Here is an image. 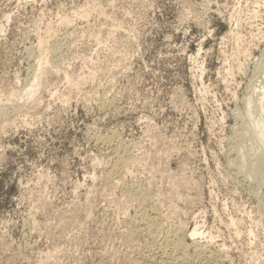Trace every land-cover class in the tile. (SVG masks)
Masks as SVG:
<instances>
[{
  "label": "rangeland",
  "instance_id": "obj_1",
  "mask_svg": "<svg viewBox=\"0 0 264 264\" xmlns=\"http://www.w3.org/2000/svg\"><path fill=\"white\" fill-rule=\"evenodd\" d=\"M263 52L264 0H0V264H162L129 227L141 208L199 228L186 242L213 253L192 264H264V185L234 146L245 100L264 104ZM42 54L52 85L13 104ZM121 180L150 182L149 203Z\"/></svg>",
  "mask_w": 264,
  "mask_h": 264
},
{
  "label": "bare ground",
  "instance_id": "obj_2",
  "mask_svg": "<svg viewBox=\"0 0 264 264\" xmlns=\"http://www.w3.org/2000/svg\"><path fill=\"white\" fill-rule=\"evenodd\" d=\"M94 5V4H93ZM97 5V4H96ZM98 6V5H97ZM93 8H95V6H92ZM90 8V7H89ZM88 9V8H87ZM87 9H86V11H87ZM98 9V8H97ZM99 10V9H98ZM103 10V9H102ZM88 11H89V9H88ZM96 11V10H95ZM104 11V10H103ZM78 12V11H77ZM81 12V11H80ZM79 12V13H80ZM92 12H94V11H92ZM86 13V12H85ZM85 13L83 12V14H82V16H85ZM87 13H89V12H87ZM97 13V12H96ZM75 14H76V12H75ZM90 14V13H89ZM102 14H103V12H102ZM99 15V14H98ZM81 16V15H80ZM100 16H101V14H100ZM103 16H105V15H103ZM76 17V16H75ZM79 17V16H78ZM77 17V18H78ZM80 18V17H79ZM87 18V17H86ZM106 19V18H105ZM68 21H69V19H67ZM84 20V19H83ZM90 20V19H89ZM87 21V20H86ZM66 22V21H65ZM64 22V23H65ZM71 22V21H70ZM66 24V23H65ZM67 26V25H66ZM113 31H114V29H112ZM50 31V30H49ZM48 31V32H49ZM52 31V30H51ZM51 33V32H50ZM111 33V32H110ZM112 34V33H111ZM50 35V34H49ZM48 35V36H49ZM54 36H55V34H54ZM51 38V37H50ZM107 39V38H106ZM104 40V39H103ZM102 40V41H103ZM41 41V40H40ZM105 41V40H104ZM43 43V41L41 42V44ZM40 44V43H39ZM44 46V45H43ZM38 47H40V46H38ZM41 47H42V45H41ZM53 50V49H52ZM46 51V50H45ZM49 53V52H48ZM264 53V52H263ZM53 54V53H52ZM49 55V54H48ZM53 56V55H52ZM47 57L48 56H46V54L44 55V54H42V58H41V63L39 64V65H41V66H39L40 67V70L35 74L34 73V79L32 80V82H30V84L25 88V89H23L21 92H19V93H17V94H15V95H13L11 98H8V99H10L11 101H12V103L14 104V102L16 103V102H18V99H19V96L21 97V98H23L24 96H32V95H34V94H36L37 93V91L38 90H40V88L41 87H43L44 85H47V83H49V82H47L48 80H49V78H48V80H47V77H46V75L47 74H49V73H47V71L49 70H47V65L49 64H47ZM52 59V58H51ZM261 59V58H260ZM259 59V60H260ZM38 60H40V59H38ZM262 60H264V57H263V59ZM50 61V60H49ZM125 61V60H124ZM126 62H127V60H126ZM258 62V61H257ZM260 62V61H259ZM125 63V62H124ZM119 64H120V62H119ZM126 64V63H125ZM258 64V63H257ZM122 65V64H121ZM124 65V64H123ZM264 65V64H263ZM36 66H37V64H36ZM56 66V65H55ZM49 68V67H48ZM52 68H54V66L52 67ZM59 68V67H58ZM261 68V67H260ZM52 70V69H51ZM54 70V69H53ZM56 70V69H55ZM50 71V70H49ZM52 72H54V71H52ZM57 72V71H56ZM59 72V71H58ZM61 72V71H60ZM31 73V72H30ZM47 73V74H46ZM54 74V73H53ZM62 74V73H61ZM63 74H64V72H63ZM33 75V74H32ZM59 75H60V73H59ZM52 76V75H51ZM58 76V75H57ZM66 76V75H65ZM92 76V75H91ZM53 77V76H52ZM82 77V76H81ZM87 77V76H86ZM90 77V76H89ZM93 77V76H92ZM32 78V77H31ZM58 78H59V76H58ZM51 79H53V78H51ZM70 78L68 77V80H69ZM74 79H75V77H74ZM76 79H78V78H76ZM79 79H80V77H79ZM82 79H84V78H82ZM91 79V78H90ZM89 79V80H90ZM27 80H29V79H27ZM60 80V79H59ZM73 80V79H72ZM71 80V81H72ZM51 81V80H50ZM80 81V80H79ZM78 81V82H79ZM84 81H85V79H84ZM87 81V80H86ZM94 81V80H93ZM70 82V81H69ZM78 82H75V83H78ZM92 82V81H91ZM74 83V82H73ZM73 83L71 82V84L73 85ZM74 83V84H75ZM79 83H81V82H79ZM28 83H26V85H27ZM82 84V83H81ZM254 84V83H253ZM252 84V85H253ZM262 84V83H261ZM52 85V84H51ZM50 85V83H49V86H51ZM72 85H69V86H72ZM108 85V84H107ZM106 85V86H107ZM111 84H109V86H110ZM255 86H257V85H255ZM24 87H25V85H24ZM45 87V86H44ZM77 87V86H76ZM75 87V88H76ZM83 87V86H82ZM23 88V87H22ZM49 88V87H48ZM47 88V89H48ZM51 88V87H50ZM107 88V87H106ZM253 88V87H252ZM258 88H260V87H258ZM20 89V88H19ZM46 89V90H47ZM52 89V88H51ZM50 89V90H51ZM71 89V88H70ZM21 90V89H20ZM81 90V89H80ZM83 90V89H82ZM81 90V91H82ZM256 90V89H255ZM261 90V89H260ZM259 90V91H260ZM14 91V90H13ZM76 91H77V89H76ZM104 91V90H103ZM248 91V90H247ZM252 91H254V89L252 90ZM80 92V91H79ZM107 92H109V91H107ZM107 92H105L106 94H107ZM250 92V91H249ZM46 93H47V91H46ZM77 93H78V91L76 92V95H77ZM80 93H82V92H80ZM98 93V92H97ZM96 93V94H97ZM248 93V92H247ZM262 93V92H261ZM10 94V93H9ZM37 94H39V93H37ZM40 94H42V93H40ZM54 94V93H53ZM85 94V93H84ZM88 94V93H87ZM253 94V93H252ZM260 94V93H259ZM56 95V94H55ZM99 95V94H98ZM10 96H11V94H10ZM39 96H41V95H39ZM51 96V95H50ZM53 96V95H52ZM89 96V95H88ZM91 96H92V94H91ZM96 96V95H95ZM94 96V97H95ZM113 96V95H112ZM250 96V95H249ZM258 96V95H257ZM36 97V96H35ZM84 97V96H83ZM100 97V96H99ZM40 98V97H39ZM55 98V97H54ZM88 98V97H87ZM92 98V97H91ZM112 98H114V97H112ZM6 99V102L8 101L7 100V98H5ZM37 99V98H36ZM89 99V98H88ZM105 99H107L106 98V95H103L102 96V98H101V100L103 101H105ZM247 99V98H246ZM254 99V98H253ZM258 99V98H257ZM256 99V100H257ZM262 99H263V97H262ZM262 99L261 100H259L257 103L256 102H254L253 100H251V98H248L247 100H245L246 101V103L245 104H247L248 105V107H249V110H248V112H247V123H248V126H246L247 124H244L242 127L243 128H245L243 131L242 130H240V131H242V133H240V135H239V138H238V140L236 141H234L235 142V150H237L236 152H238V153H240V152H243V155H244V157L243 158H245L246 159V157H245V155H248V153H251L252 152V150L253 151H258L259 149L261 150V151H259V152H255V155H254V157H253V152H252V157L253 158H250V157H247V159H250V160H243L242 159V161L243 162H245V164H244V166L241 168V170H243L244 169V167L246 168V171H245V175L246 176H248L249 178H251L253 181H255V182H257V183H261V184H263L264 185V150H263V148H264V104H263V101H262ZM32 99H30V101H31ZM35 100V99H34ZM37 100H39V99H37ZM28 101V100H27ZM33 101V100H32ZM104 101H103V104H105L104 103ZM5 102V103H6ZM38 102H40V101H38ZM110 102H111V100H110ZM4 103V102H3ZM37 103V102H36ZM42 103V102H41ZM1 104V103H0ZM8 104V103H7ZM17 104V103H16ZM20 104V103H19ZM40 104V103H39ZM33 105H34V103H33ZM36 105V104H35ZM246 105V106H247ZM23 106V105H22ZM25 106H27V105H25ZM40 106H41V104H40ZM103 106V105H102ZM4 107V106H3ZM8 107V106H7ZM17 107V106H16ZM15 107V108H16ZM20 107V106H19ZM37 107V106H36ZM6 108V107H5ZM41 108V107H40ZM4 109V108H3ZM2 109V110H3ZM19 109V108H18ZM22 109V108H21ZM23 109H25V108H23ZM30 109V108H29ZM32 109V108H31ZM43 109V108H42ZM247 110V109H246ZM246 110H245V112H246ZM254 110H256V112L257 111H259V112H257L256 114H258V113H260L258 116L259 117H257V116H255L254 115ZM6 111V110H5ZM20 111V110H19ZM27 111V110H26ZM30 111H32V110H30ZM36 111V110H35ZM3 112H4V110H3ZM23 112V111H22ZM29 112V111H28ZM33 112V111H32ZM5 113H8V111L7 112H5ZM34 113V112H33ZM33 113H31V114H33ZM40 113V112H39ZM242 113V112H241ZM1 114H2V112H1ZM236 115H238V114H236ZM242 115V114H241ZM240 116V115H239ZM245 116V115H244ZM6 116H4V118H5ZM245 117V118H246ZM245 118H244V120H245ZM239 119V118H238ZM241 119V118H240ZM242 120V119H241ZM243 120V121H244ZM245 121V122H246ZM244 122V123H245ZM239 127V126H238ZM237 128V127H236ZM238 129V128H237ZM236 131V130H235ZM239 131V132H240ZM235 133V132H234ZM237 134V133H236ZM250 135H254V139H252V143H253V141L255 140V139H257L256 140V142H257V144L255 143L254 145L252 144V147L253 146H255V149L254 148H252V147H250V146H248V148L249 149H246L245 148V142H249L250 140H248V141H245V139L247 138V136H249V137H251ZM91 136V135H90ZM93 136V135H92ZM102 136V135H101ZM107 136H109V135H107ZM106 136V137H107ZM114 137L116 136L115 134L113 135ZM94 137V136H93ZM104 137H105V135H104ZM101 138V137H98L97 136V142H99V143H102L101 144V146L102 145H104V147L105 148H107V149H109L108 150V152L109 153H111V154H113V157H114V159H112V160H115V162L113 163V164H115V166L113 165V167H114V169L115 170H119L120 168H122V167H124V165H126L127 166V163H126V160L128 159V155L126 156V149H124V148H126V147H124L123 148V146H122V144H121V142L119 141H116L115 142V139H114V137H111V135L109 136V137H107V138ZM120 137V136H119ZM248 137V138H249ZM117 138V137H116ZM251 138H253V137H251ZM234 139H236V138H234ZM247 140V139H246ZM231 141V140H230ZM96 143V142H95ZM247 145V144H246ZM103 147V146H102ZM129 148V147H128ZM104 149V148H103ZM103 151V150H102ZM231 151H232V149H231ZM104 152V151H103ZM107 152V151H106ZM107 152V153H108ZM129 152V151H128ZM131 152V151H130ZM233 152H235V151H233ZM105 153V152H104ZM128 154V153H127ZM241 154V153H240ZM100 155V154H99ZM130 155H131V153H130ZM250 155V154H249ZM248 155V156H249ZM240 156H242V155H240ZM104 157V156H103ZM107 157V156H106ZM110 157V156H109ZM238 157V156H237ZM232 159V158H231ZM234 159H236V158H234ZM129 160H130V158H129ZM238 160V159H237ZM241 161V160H240ZM127 162H129L128 160H127ZM232 162V161H231ZM234 162V161H233ZM236 162V161H235ZM126 163V164H125ZM239 163V162H238ZM129 164V163H128ZM112 165V164H111ZM234 165V164H233ZM239 165V164H238ZM230 166H232V165H230ZM112 167V168H113ZM234 167V166H233ZM125 168V167H124ZM127 168V167H126ZM114 170V171H115ZM121 170V169H120ZM126 170V169H125ZM238 170H239V168H238ZM151 171V170H150ZM111 172H113V171H111ZM243 173H244V171H242ZM116 173V172H115ZM123 174V173H122ZM149 175L151 174V173H148ZM113 175V177H115L114 176V174H112ZM125 175V174H124ZM242 175V174H241ZM122 176V175H121ZM113 177L110 175V173L106 176V181H107V179L109 180L110 178H111V180L113 179ZM119 177V176H118ZM124 177V176H123ZM122 177V178H123ZM149 178V177H148ZM151 178H153V177H151ZM121 179V178H120ZM131 179V178H130ZM125 180H126V177H125ZM246 180V179H245ZM113 181V180H112ZM112 181H110V183L112 184ZM122 181V180H121ZM131 180H129V182H130ZM151 181V180H150ZM120 182V181H119ZM123 182V181H122ZM121 182V183H122ZM125 182V181H124ZM123 182V184L120 186L121 188H120V193H122V194H124V197L125 198H128V199H136L135 201H139V198H144V201H146V202H148V200H145V198H147L148 199V195H149V193H150V189H149V186H151L150 185V182H149V186L147 187V186H144L143 184H141V182L139 183V184H137V182H135V183H128L127 184V182H125L124 183ZM108 183H109V181H108ZM108 184V185H111V184ZM120 183V184H121ZM148 183V182H147ZM154 182H152V184H153ZM253 183V182H252ZM251 183V184H252ZM113 184H114V181H113ZM112 184V185H113ZM254 185V184H253ZM153 186V185H152ZM105 188V187H104ZM110 189H111V187H110ZM113 191H115V190H113ZM123 196V195H122ZM153 196V195H152ZM158 196V195H157ZM149 197L151 198V194L149 195ZM119 198V197H118ZM121 198V197H120ZM149 198V199H150ZM154 198H156V197H154ZM260 198V197H259ZM138 199V200H137ZM130 200V201H131ZM143 200V199H142ZM152 200V199H151ZM141 202H143V201H141ZM155 202V201H154ZM159 202V201H158ZM149 203V202H148ZM148 203L146 204V205H148ZM153 203V202H152ZM152 203H150L151 205H152ZM139 204V203H138ZM142 204V203H141ZM154 204H156V203H153V205ZM143 205V204H142ZM152 205V206H153ZM149 206V205H148ZM152 206H150L151 207V209H152ZM155 206V205H154ZM144 207V206H143ZM146 207V206H145ZM144 207V208H145ZM156 208V207H155ZM155 208H153L151 211L152 212H154V210H155ZM140 209V208H139ZM156 209H158V207L156 208ZM137 210V209H136ZM141 210H142V208H141ZM140 210V212H136L135 213V215H133V217L131 216V219L129 220V224H130V226L129 227H131L132 228V233H134V232H137V234H138V232H142L143 234H144V237H145V239H146V243H145V241H143L145 244H147V246H150V248L149 249H151L152 248V250H150V251H152V252H154V257L157 255V257L159 258V259H161V262H162V264H175V263H190V264H192V261L194 260L193 259V256H194V258L196 257V261H198V260H200V259H203V258H209L210 259V257H211V253H213V251H211V253L209 252L210 250H207L206 248H200V245H199V247H196V246H194V248H192V245H190L189 243H187L186 242V237H190L191 239L192 238H195L196 237V235L197 234H199L200 232H199V228H194L193 230H191V231H186L187 229H184V228H182V227H174L173 229L171 228L170 230H167V231H165L164 229H165V226H164V228L162 227V229L161 228H159V224H160V222H158L159 224H157V222H156V220H157V215L156 214H158V212H154L155 213V215L153 216V214H150L149 212H147L148 210H149V208L148 209H144V210H147V211H141ZM163 215V214H162ZM160 216V215H159ZM158 219H160V218H158ZM164 219V218H163ZM162 219V220H163ZM182 225V224H181ZM184 225V224H183ZM182 225V226H183ZM180 226V225H179ZM130 228V229H131ZM168 228V227H167ZM128 232V231H127ZM126 233V232H125ZM130 233V232H129ZM132 233H131V235H132ZM140 234V233H139ZM129 236H130V234H128ZM134 235H136V234H133L132 235V238L133 237H135ZM189 235V236H188ZM208 235V234H207ZM131 237V236H130ZM129 237V238H130ZM138 237V236H137ZM139 237H140V235H139ZM212 237V236H211ZM129 238H128V240H129ZM141 238H143V237H141ZM140 238V239H141ZM139 239V240H140ZM144 239V238H143ZM131 240H133V239H131ZM138 240V239H137ZM130 241V240H129ZM135 241V240H134ZM212 241V240H211ZM132 242V241H131ZM137 242V241H136ZM197 242V241H196ZM133 244V243H132ZM194 244V243H193ZM146 246V245H145ZM224 246V245H223ZM222 247V246H221ZM226 249V248H225ZM147 250V249H146ZM192 250H193V253H192ZM213 250V249H212ZM149 252V251H148ZM151 252V253H152ZM215 252H217V251H215ZM221 252V251H220ZM219 253V252H218ZM223 254H225V253H223ZM149 256V255H148ZM153 256V255H152ZM214 256V255H213ZM220 256H221V254H220ZM156 257V258H157ZM219 257V256H218ZM222 257V256H221ZM150 258V257H149ZM217 258V257H216ZM223 258V257H222ZM154 259V258H153ZM208 259V260H209ZM213 259V258H212ZM211 259V260H212ZM153 261V260H152ZM154 261H155V259H154ZM160 261V260H159ZM195 261V260H194ZM205 261H207V260H205ZM208 262H210V260L208 261ZM136 263H137V261H136ZM180 263V264H181ZM194 263V262H193ZM138 264V263H137ZM140 264V263H139Z\"/></svg>",
  "mask_w": 264,
  "mask_h": 264
}]
</instances>
